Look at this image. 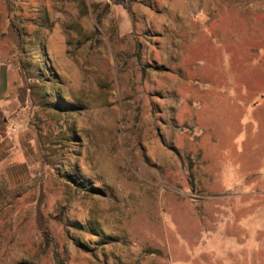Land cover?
<instances>
[{"label":"rangeland","instance_id":"1","mask_svg":"<svg viewBox=\"0 0 264 264\" xmlns=\"http://www.w3.org/2000/svg\"><path fill=\"white\" fill-rule=\"evenodd\" d=\"M108 2L0 0V264H264V0Z\"/></svg>","mask_w":264,"mask_h":264},{"label":"bare ground","instance_id":"2","mask_svg":"<svg viewBox=\"0 0 264 264\" xmlns=\"http://www.w3.org/2000/svg\"><path fill=\"white\" fill-rule=\"evenodd\" d=\"M49 42L50 49L52 50V52L54 51L57 57L61 59V62L64 63L65 66L70 68V62L65 58L64 52L61 50L60 47V45L62 44V37L56 33L54 36L51 37Z\"/></svg>","mask_w":264,"mask_h":264},{"label":"trees","instance_id":"3","mask_svg":"<svg viewBox=\"0 0 264 264\" xmlns=\"http://www.w3.org/2000/svg\"><path fill=\"white\" fill-rule=\"evenodd\" d=\"M129 1L130 0H109V2L107 3V7H110L111 5L114 4V5H122L126 8H128L129 7Z\"/></svg>","mask_w":264,"mask_h":264},{"label":"crops","instance_id":"4","mask_svg":"<svg viewBox=\"0 0 264 264\" xmlns=\"http://www.w3.org/2000/svg\"><path fill=\"white\" fill-rule=\"evenodd\" d=\"M4 83H6V80H3V78H2V79L0 80V86L3 87ZM2 87H1V88H2ZM0 103L2 104V103H4V102L1 101V99H0Z\"/></svg>","mask_w":264,"mask_h":264}]
</instances>
